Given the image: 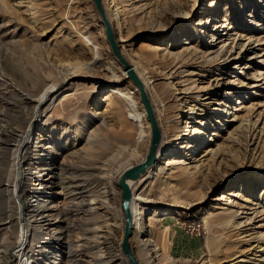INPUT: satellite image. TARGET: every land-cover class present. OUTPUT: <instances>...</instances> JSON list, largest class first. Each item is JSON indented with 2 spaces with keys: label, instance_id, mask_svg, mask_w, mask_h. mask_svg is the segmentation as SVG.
<instances>
[{
  "label": "rangeland",
  "instance_id": "obj_1",
  "mask_svg": "<svg viewBox=\"0 0 264 264\" xmlns=\"http://www.w3.org/2000/svg\"><path fill=\"white\" fill-rule=\"evenodd\" d=\"M118 1L120 18L109 16L124 58L132 67L152 75L156 74L152 67L160 71L174 66L173 80L175 88L182 91L180 97H195L192 110L179 106L166 81L155 80L149 98L155 116L158 95L165 104L167 122L182 134L185 125L196 126L194 122L208 101L218 102L207 126L215 145L197 151L195 161L184 162H189L188 173L169 170L168 156L157 159V169H148L151 178L140 179L136 194L154 202L143 213L141 239L150 243L149 249H155L157 264H264V249L248 252L219 210H243L252 217L248 206L258 211L264 208V168L257 167L264 138L249 139L244 128L251 125V132L254 126L256 131L264 129V0ZM7 2L13 3L14 12L6 13L0 5V71L41 82L51 79L58 85L54 93L59 90V97L54 103L46 101L36 109H26L20 103L18 86H0L7 106L0 108L4 131L1 184L8 181L12 185L17 170L21 171L12 165L16 158L12 147L20 146L24 138L25 143L29 123H37L28 149L19 152L29 164L23 167L25 182L13 193L12 187L0 190V264H30L31 260H20L13 249L20 237L23 240L27 221L30 225L40 222L31 218L35 196H47L53 202L51 209L70 210L78 218L62 225L66 232L59 239L58 230H53L54 217L50 218L49 229L39 231L38 241L24 250L26 255L35 253L31 264H129L120 247L123 215L116 182L123 169L145 158L151 140L138 91L113 56L92 0ZM130 4L135 8L132 13L127 10ZM217 57L222 61L220 67L204 73L201 68ZM174 59L189 65L178 69ZM94 61L97 65L91 70ZM193 80H198V87L207 88L206 92L197 94ZM21 91L28 93L23 87ZM225 91L229 95L224 96ZM235 138L238 144L232 141ZM183 141L169 144L177 154L171 158H185L180 148ZM127 144H132L129 152L123 150ZM210 151L216 155L209 163L210 170L205 171L207 167L200 161L208 159ZM46 155L53 160L47 171L49 181L39 165ZM218 155H224V160L217 161ZM44 180L46 186L42 187ZM90 182L95 184L86 188ZM103 190L112 197L107 206H98L90 216L79 212L81 200L90 202ZM4 210L8 214L4 215ZM9 218L12 225L6 224ZM262 218L264 214L253 217L250 225L243 220L241 237L264 236V227L259 228ZM88 221L94 224L87 225ZM94 243L97 249L91 250ZM130 246L140 264H149L145 256L144 262L140 257L133 229Z\"/></svg>",
  "mask_w": 264,
  "mask_h": 264
},
{
  "label": "bare ground",
  "instance_id": "obj_2",
  "mask_svg": "<svg viewBox=\"0 0 264 264\" xmlns=\"http://www.w3.org/2000/svg\"><path fill=\"white\" fill-rule=\"evenodd\" d=\"M100 2H102L104 10L107 14L106 16L109 19L110 23L112 21V18L110 16L115 17V20L120 18V13H121L120 10L121 9L119 8L120 2L118 0H101ZM128 2L129 1L127 0V2H124V3H128ZM0 5L3 7V9L6 13H13L14 12L13 3L10 4L7 2V0H1ZM129 7H131L130 10L129 9H127V10L130 11V13L135 11V8L132 6V4H130ZM233 35L237 39H239V37H240L239 33H237V32H235ZM174 61L176 63V59H174ZM221 62H222L221 59H218V57L214 58L212 60L207 61V64L205 65V67L201 68V69L204 70L203 71L204 73H209V72H211V70L218 69L221 65ZM96 65L97 64L95 61L92 62L90 64L91 70ZM176 65L178 66L177 67L178 69H181V68L188 66L189 64H187L186 62H184L182 64H178V62H177L175 64V66ZM173 67L174 66H172V67L165 66L162 69H160V71H159L158 67H152L151 72H153V71H154V73L156 72L155 75H152L148 70H145V69L143 71H139V70H137V68H134V67H132V68L135 71V73L137 74V76L139 77V79L141 80V82L143 83V86L145 88V91L147 93L148 98H150V95H151L150 93L153 90L152 89L153 87H151V83H153L155 80L163 79L166 81L165 83H166L167 88L171 92H173L174 101L176 103H178L179 106H185V108L192 110V102H194L195 97H187V96H181L180 97V95H181L180 93H182V91L175 88L176 86H175L173 79H174V76L176 74V71L173 70ZM106 71L113 72V70L110 68H107ZM0 73H1L0 74V86L1 87L8 86L9 88H14V89L17 88V86H18L19 87L18 90H19V92H21V95H18V97L20 99V103H21V105L26 107V109L29 107H33L34 109H36L37 107L41 106L46 101H51V103L52 102L54 103V101L59 97V95H57L59 90L54 93V91L58 85H56V83L52 82L51 79H49V81L41 82V81L36 80V79L28 78L26 75L14 74L13 76H11L8 73H6L5 70L0 71ZM126 74H127V72H126ZM191 80L192 79H190V81ZM197 81L198 80L192 81L193 82L192 88L195 90V92L197 94L206 92L207 88L198 87L196 84ZM63 82H65V81H63ZM22 87L25 88L28 91V93L24 94L21 91ZM136 90L138 91V89H136ZM114 92H116V91H114ZM138 95H139V93H138ZM223 95L224 96L229 95V91H225V93ZM5 96H6L5 93H0V108L1 107L2 108L7 107L3 101ZM156 97H157V101L159 104L158 105L159 109H157V116H155V118L157 120V123L159 126V132H160L159 141H158V144L156 147V157H157V159H160L161 157H168L169 156L170 158L167 160V163H166V166L170 167L169 170L174 169V170H178L181 172L188 173L189 172L188 171L189 170L188 163L190 161L191 162L195 161L194 154L197 151L202 150L204 147H207V149L211 150L210 148H212L215 145V139L209 135V131H208L207 126L208 125L210 126L208 116L210 113H212V111L217 110L215 107L213 108V106L217 105L218 102L214 99H211L210 101H208L204 105V108L199 115L200 119L198 121L194 122L196 124V126H190L189 127V125L187 124V125H185L183 133L178 134V132H177L178 127L175 126V124H170L167 122V118L165 115V104L162 100V97L158 96V95H156ZM149 101H151V100H149ZM139 103L145 112V118H146L147 113H146V110H145L143 104L141 103L140 99H139ZM0 110H1L0 111V113H1L2 109H0ZM153 111H154V109H153ZM97 115H101V114L99 113ZM176 116H179V114ZM101 120H102L101 121V123H102L103 119H101ZM146 120H147V118H146ZM147 122L149 123L150 128H151L150 122L148 120H147ZM36 125H37V123L32 124V122H30L28 125V130L26 131L25 136H24V137H26L25 143H24V139H25L24 138V139H22L20 146L17 145L16 148H15V146L12 147V148H14L13 150L16 151V158L12 162V165L14 167L21 168V171L18 172V170H17L18 174H17L12 185L8 181H7V184H1L0 183V190H1V188H3L2 190H6V191L8 190L9 191V190H12L11 189V187H12L13 188L12 193H13L15 191V188L17 187V185L19 183L25 182V180H26L25 175L26 174H25V171L23 170V167L29 166V164L27 162L25 155H23V153L19 154V152H20V150H23V149L26 152V150L28 149L31 141L33 140V136H34L33 135V129ZM102 125H104V123ZM244 128L249 133V137H248L249 139H251V138L252 139L253 138H255V139L264 138V129H259L258 131H256L258 128L256 126H254L253 132H251V125H245ZM3 133H4L3 129L0 128V141H1V137H2ZM206 134H208V136H205ZM178 139L184 140L180 146V148L183 149V151H184L182 153V155H184V157H185L184 159L183 158L182 159L181 158H175V157L171 158V156H176L177 154L172 152V150H170L168 148L169 144H171L172 142H176ZM232 141L236 144L239 143L238 138L232 139ZM150 142H151V140H150ZM149 146H150V144H149ZM173 146H175V145L173 144ZM131 148H132V144H127V147H123V150L129 152V151H131ZM148 150H149V147H148ZM206 150H205V152H206ZM132 152H134V151L132 150ZM210 153H211V155L208 159H204L203 161H200L201 166L207 167L205 169V171L210 170L209 163L211 161H213V159H215L216 154H213L214 152L212 153V151H210L209 154ZM258 156L260 157L261 164H257L258 165L257 167L264 168V150ZM216 160L217 161L218 160H220V161L224 160V155H218ZM52 161L53 160L51 159V157H49V155H46L45 161L42 162L43 164L42 165L39 164L41 166V168L44 169L43 177L47 178L46 181H49V179H48L49 173H47V171L49 170ZM115 161H118V159ZM185 161H189V162H186V164H184ZM155 164L153 165V167L155 166ZM217 164H218V162H217ZM114 165L115 164H113L109 168L111 169L112 167H114ZM154 168L157 169V166H155ZM249 168H250V166H249ZM29 169H31V167H29ZM29 169H28V171H30ZM147 172L144 175H142L138 180H136L134 182H129L130 189H131V195H132L131 204H130V209H131V214H132V219H133L132 229L134 231L135 239L139 245V248L142 251V254L140 256L142 261L144 262V260H145L144 256H145L146 260L149 264H157V263H155V261H156V259H155L156 256L154 255L155 249H153V250L149 249L150 243L147 241L145 242L141 239L142 233H143V213L145 211H147L146 206L148 204H151L154 202L148 198H144V197L136 194L137 193L136 192L137 187H138L139 183L141 182L140 179L144 177L142 180L146 181L147 179L151 178V176L153 175L150 171L148 173ZM41 184H42V187H45L46 186L45 180H44V182H41ZM93 184H95V183L90 182L89 184H87L86 188H89L90 185H93ZM95 188H97V187H95ZM20 189H22L21 185H20ZM20 192L23 194L22 190H20ZM100 193H98V195L95 196L94 199L90 198V202H87L88 200H86V203H84V200H81L80 201L81 203L79 202L80 203L79 212H82L85 215L90 216L91 214L94 213L95 209L98 206H100V207L107 206L106 204H108L112 198L110 192H105L103 190V192H100ZM54 194H56V193L54 192L53 195ZM222 199H223V196H221L220 200H222ZM33 200H34V204H33V208H32L33 214H32L31 218L33 220H36V219L40 220V222L38 223V221H33L34 225H30L31 223H28V221H27V223L24 225L23 238H22L23 240H21V237H20V240H18V244L16 245V247H14V249L12 248L13 251L18 252L17 256H19L20 260H22V258H24L27 261L31 260V262L34 260V256L32 254H35V253H30L29 255H26V254H24V250L26 248H29V247L31 248L32 247L31 244L35 241H38V238H40L39 237L40 234L38 233L39 231H42L45 227L48 230L49 226H51L53 224L56 226L55 228H53V230H56V231L58 230L57 232L59 233L58 234L59 236L57 239H59V238L64 237L63 234L66 232V231H63L64 227H62V225L63 224H69V222H73L78 218L77 216L73 217L74 214H72V211H70V210L58 212V210L55 211V210H53V208L51 209L53 202L49 201L47 196H35V197H33ZM257 204H259V203H257ZM49 205H50V208H49ZM85 206L87 209H82V207H85ZM248 209H251L252 217L248 216L247 212H245L243 210L233 211L232 209L225 208V207L224 208L221 207L219 210H220L221 214L226 215V218H227V224L226 225H228V229L231 231H234V232L236 231V236L239 240V244H246L248 249H249L248 252L257 251V250H260L261 248L264 249V236H258V237H252V238L249 237L248 239L241 237L242 234L240 233V228L242 227V221L245 220L246 224L248 223L247 225H250L253 221V217H256V218L261 217L264 214V208L261 209V211H258L257 209H254L251 205V206H248ZM121 210H122V208H121ZM52 211H55V212L52 213ZM3 212H4L3 213L4 215L8 214L6 210H4ZM75 215H76V213H75ZM122 215H123V212H122ZM52 217H54V220H53V223L50 224V218H52ZM4 220L5 219H3L2 221H4ZM13 222L14 221L9 218L6 222V224L12 225ZM88 222H90V221H88ZM90 224H94V222H90L87 225H90ZM261 227H264V218H262L261 225L259 226V228H261ZM89 233L90 234L94 233V230L89 231ZM220 238H221V236H220ZM97 245L98 244H95V243L92 244L91 250H96ZM144 253H145V255H144ZM247 254L246 253L244 254L245 255L244 259L248 258ZM70 258L72 259V257H70ZM100 258H101V256H100ZM74 260H75V258L72 261H74ZM262 260H259L260 263H263ZM31 262H28V263L31 264ZM109 262H112V261L110 260ZM100 264H101V262H100ZM209 264H214V263L209 262Z\"/></svg>",
  "mask_w": 264,
  "mask_h": 264
},
{
  "label": "water",
  "instance_id": "obj_3",
  "mask_svg": "<svg viewBox=\"0 0 264 264\" xmlns=\"http://www.w3.org/2000/svg\"><path fill=\"white\" fill-rule=\"evenodd\" d=\"M92 1L97 12L99 13L100 20L104 28L105 38L110 46L113 56L117 59V61L123 66L124 70L127 72V78H129L135 85V88L138 89L139 99L147 113L146 118L151 124V142L145 158L123 169L122 172L119 174L116 182L117 186L121 190L120 206L123 212V235L120 242V247L124 255L127 257V261L129 264H140L130 246L133 219L130 209L132 195L129 182H134L138 180L142 175L147 172L149 168L153 167V165L156 163V147L160 137L159 126L155 118L153 108L143 86V83L133 70L131 64L122 55L119 45L115 39L113 27L105 14L100 0Z\"/></svg>",
  "mask_w": 264,
  "mask_h": 264
}]
</instances>
